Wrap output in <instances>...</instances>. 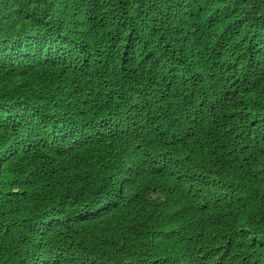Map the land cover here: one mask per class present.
Listing matches in <instances>:
<instances>
[{"label":"trees","instance_id":"1","mask_svg":"<svg viewBox=\"0 0 264 264\" xmlns=\"http://www.w3.org/2000/svg\"><path fill=\"white\" fill-rule=\"evenodd\" d=\"M0 264H264V0H0Z\"/></svg>","mask_w":264,"mask_h":264},{"label":"rangeland","instance_id":"2","mask_svg":"<svg viewBox=\"0 0 264 264\" xmlns=\"http://www.w3.org/2000/svg\"><path fill=\"white\" fill-rule=\"evenodd\" d=\"M182 42H185V43H186V41H184V39H182ZM182 42H181V43H182ZM169 43H170V42H169ZM171 44H172V45H171ZM171 44H170V46H173V43H171ZM180 45H181V44H180ZM185 46H188V45L185 44V45L182 46V47H185ZM190 63H192V61H191ZM192 65H193V63H192ZM205 69H206V68H203V67H202V69H201V68H194V67H193V72H195L194 76H195V75H198V76H200V77L203 76V80H205V78L210 77L211 74H212V72H211V71H210V72H206ZM179 74H180V73H179ZM213 75H214V76H217V75H219V73L216 72V73H214ZM182 76H183V75H182ZM178 81H179V80H178ZM181 83H182V82H180V83L178 82L177 84H181ZM196 105H197V104H196ZM203 112H206V113H207V111H203Z\"/></svg>","mask_w":264,"mask_h":264}]
</instances>
